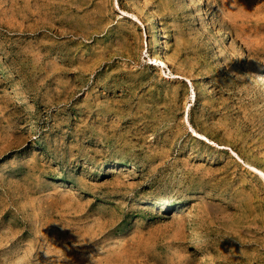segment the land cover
I'll list each match as a JSON object with an SVG mask.
<instances>
[{
	"label": "rangeland",
	"instance_id": "rangeland-1",
	"mask_svg": "<svg viewBox=\"0 0 264 264\" xmlns=\"http://www.w3.org/2000/svg\"><path fill=\"white\" fill-rule=\"evenodd\" d=\"M252 69L264 0H0V264H264Z\"/></svg>",
	"mask_w": 264,
	"mask_h": 264
},
{
	"label": "bare ground",
	"instance_id": "bare-ground-1",
	"mask_svg": "<svg viewBox=\"0 0 264 264\" xmlns=\"http://www.w3.org/2000/svg\"><path fill=\"white\" fill-rule=\"evenodd\" d=\"M158 32V31H156ZM154 47H153V51L157 52L159 55L158 56H161L162 54V49H161V45H160V42L159 40L157 39V34L154 35ZM218 53V52H217ZM157 56V55H156ZM163 56V55H162ZM156 60V59H155ZM157 61V60H156ZM168 62V59L163 56V57H159V64H162V65H166V63ZM252 76H253V79L259 84L261 85V87L264 88V70H258V69H252ZM193 89V88H192ZM194 93V91L192 92ZM251 168L255 169V170H258V172L264 176L263 172L261 170L258 169V167L256 166H251ZM243 187V186H242Z\"/></svg>",
	"mask_w": 264,
	"mask_h": 264
}]
</instances>
